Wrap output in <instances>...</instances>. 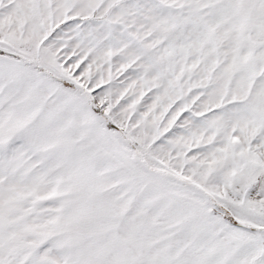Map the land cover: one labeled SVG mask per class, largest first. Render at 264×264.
<instances>
[{"label": "snow or ice", "instance_id": "snow-or-ice-1", "mask_svg": "<svg viewBox=\"0 0 264 264\" xmlns=\"http://www.w3.org/2000/svg\"><path fill=\"white\" fill-rule=\"evenodd\" d=\"M0 264H264V0H0Z\"/></svg>", "mask_w": 264, "mask_h": 264}]
</instances>
